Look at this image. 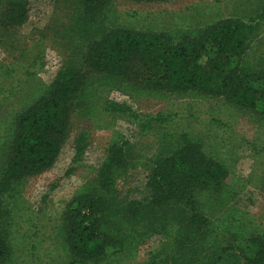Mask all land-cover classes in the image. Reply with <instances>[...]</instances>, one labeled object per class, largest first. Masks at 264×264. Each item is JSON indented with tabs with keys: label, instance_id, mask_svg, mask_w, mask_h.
<instances>
[{
	"label": "trees",
	"instance_id": "1",
	"mask_svg": "<svg viewBox=\"0 0 264 264\" xmlns=\"http://www.w3.org/2000/svg\"><path fill=\"white\" fill-rule=\"evenodd\" d=\"M29 1L0 0V41L6 39L9 48L19 42L16 29L32 15ZM110 1L67 0L89 24L103 19ZM256 19L264 23V0L257 4L249 23L226 18L195 36L174 38L121 26L97 31L95 38L77 46L78 56L63 63L44 92L17 114L9 144L1 149L0 197L51 167L70 137L74 113L87 108L89 99H94L96 107V91L105 87L222 95L264 116V69H254L243 60ZM10 36L14 39L8 40ZM39 54L31 65L40 61ZM30 67L24 69L22 82L32 76ZM99 106L112 117L135 123L143 134L158 132L169 118L160 112L154 116L141 113L109 99ZM159 136L157 146L141 151L111 130L103 159L91 166L61 215L62 244L73 256L70 264L129 252L154 233L164 237L163 243L146 261L133 264H264V237L250 236L247 243L234 245L239 230L231 231V225L203 203L204 197L220 204L226 197L229 171L223 160L187 133ZM71 137L74 152L66 174L82 166L91 143L85 128ZM140 158L148 160L150 167L145 194L135 198L131 196L133 174ZM2 208L0 199V217ZM6 253L0 233V264Z\"/></svg>",
	"mask_w": 264,
	"mask_h": 264
},
{
	"label": "rangeland",
	"instance_id": "2",
	"mask_svg": "<svg viewBox=\"0 0 264 264\" xmlns=\"http://www.w3.org/2000/svg\"><path fill=\"white\" fill-rule=\"evenodd\" d=\"M259 2L111 0L103 19L100 17L89 24L67 0H30L32 15L16 29L19 42L9 48L6 39L0 41V164L3 161L1 149L9 144L17 114L44 92L64 62L78 56L77 46L95 38L96 32L103 27L167 33L174 38L183 34L195 36L205 27L226 18L249 23ZM256 22L246 50L247 57L243 60L260 70L264 69V23L257 19ZM37 52H40V61L37 59L31 65ZM27 66H31L33 74L22 82L20 78ZM106 99L125 102L141 113L154 116L160 112L169 118L158 132L143 134L125 117H112L100 111L99 102ZM93 100L87 101V108H79L74 113L70 137L51 167L0 197L4 211L0 217V233L7 245L1 264H70L73 256L62 244L61 215L91 166L103 159L111 130L135 143L141 151L157 146L159 135L165 133L173 136L187 133L200 139L207 152L223 160L229 171L225 199L220 204L204 197L205 207L217 211L216 217L230 224L231 231L239 230L234 245L247 243L250 236L264 237V116L260 111L236 106L222 95L151 87L121 90L105 87L96 91L98 104L94 108ZM82 128L91 134V143L83 155L82 166L66 174L74 152L71 136ZM135 164L131 196L139 198L145 194L150 163L140 158ZM219 230L225 233L222 227ZM225 236L231 238L228 234ZM163 240L161 234L154 233L129 252L87 264L140 263L147 260L150 252L158 250Z\"/></svg>",
	"mask_w": 264,
	"mask_h": 264
}]
</instances>
